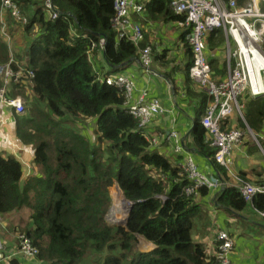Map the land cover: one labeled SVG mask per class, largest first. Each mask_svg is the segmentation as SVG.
<instances>
[{
    "label": "trees",
    "instance_id": "16d2710c",
    "mask_svg": "<svg viewBox=\"0 0 264 264\" xmlns=\"http://www.w3.org/2000/svg\"><path fill=\"white\" fill-rule=\"evenodd\" d=\"M14 1L28 22L25 27L13 22V15L3 10L0 0V63L12 58L13 68L21 71L22 84H15L10 96H25L27 103L24 115L13 116L10 144L2 142L0 146V216L6 219L28 209L23 232L38 249L41 264H82L88 255L95 256L90 264H217L216 258L205 261L204 247L191 237L194 218L199 215L198 200L211 190L200 188L197 199L186 195L190 180L178 164L182 156L177 155L174 141L167 139L176 131L184 149L192 148L209 160L215 152L210 134L200 124L208 96L204 90L192 88V46L186 38L191 52L186 49V61L175 65L163 61L167 49L157 54L154 45L148 46L149 70L137 62L149 43L144 23L160 21L180 27L184 16L170 9V0H135L143 8L130 12L128 22L142 23L138 24L141 37L137 38L127 26L120 29L113 25V0H56L55 9L71 13L69 22L63 14L49 19L43 0ZM14 34L20 35L22 43ZM184 34L183 30L178 34L180 40ZM214 35L216 32L211 31L208 44ZM100 39L105 42L102 48L98 46ZM92 43L96 44L94 49ZM135 63L137 71L139 68L146 76H151L152 68L156 77H177L179 72L183 76L182 85L173 87L175 93L181 91L186 98H194L195 110L193 117H188L185 138L190 141L188 147L176 109L170 110L158 98L165 111L142 127L127 112L143 91L147 98H155L150 97L146 86L136 91L134 76L128 99L124 87L101 81L111 74L131 76L122 71ZM213 63L214 59L210 65ZM160 119L168 126H161ZM83 120H89L90 125L84 126ZM244 120L256 134L258 146L248 142L255 140H248L243 147L253 153L258 147L264 151V96L246 102ZM237 121L244 128L238 117ZM18 144L34 147L38 171L25 179L21 163L9 154ZM162 146L168 154L163 153ZM212 162L217 177L224 182L213 193L214 202L229 212L248 207L253 212L264 211V193H255L247 201L233 186L241 184L238 178L251 183L246 178L250 171H240L235 179L224 166ZM195 164L199 169L197 161ZM114 184L134 202L121 227L105 220L111 203L109 187ZM138 236L155 247L141 252L136 247ZM25 260L12 258L3 264H31L32 260Z\"/></svg>",
    "mask_w": 264,
    "mask_h": 264
},
{
    "label": "built area",
    "instance_id": "2783aa9c",
    "mask_svg": "<svg viewBox=\"0 0 264 264\" xmlns=\"http://www.w3.org/2000/svg\"><path fill=\"white\" fill-rule=\"evenodd\" d=\"M43 5L50 13L49 17L51 19H56L61 15L54 8L53 0H43ZM169 6L176 14L184 16L189 31L186 38L192 46L195 57L190 73L210 97L205 112L200 118V124L211 136L210 145L215 149L211 160L208 159L209 164L213 166V160L215 163L224 166L228 174L237 179L232 157L233 151L243 145L248 134L250 137L255 138L243 119V102L240 97L246 92L251 96L264 93V0H170ZM2 8L3 10H10L14 18L12 20L19 26L23 27L28 22V16L20 13L14 0H2ZM113 9V25H119L120 29L127 26L134 31L135 37H141L140 27L136 24H128L125 18L132 11H140L142 5L135 2V0H113ZM219 30L224 31L229 37V44L237 48L233 52H226L227 58L236 60L237 64L234 65L228 75V80L221 84L207 79L204 74L209 67L205 55L206 36L211 31ZM103 42L104 40L100 39L99 45L103 46ZM137 62L143 70H149L151 58L148 46H146ZM20 75L21 71H13L9 64L0 67V76L3 78L4 83L10 81L18 83L20 82ZM30 75L33 76L31 72ZM130 80L131 78L119 76L113 79L108 78L106 82L124 87L126 90L125 96L128 99L132 90ZM3 91L4 88H0V101L4 99ZM146 96L147 93L143 91L138 100L128 106L127 112L137 120L139 127L151 122L153 116L165 111L158 99L147 98ZM9 104L14 106L17 113L23 111V104L19 101V98L11 99ZM234 113L241 117L245 123L244 128L237 126L223 127L225 119H228ZM193 127L194 121L190 129ZM167 139L174 141V149L177 155H183L178 164L191 182L186 189L187 194L197 195L198 190L202 187L212 191L223 186V182L219 177L208 175L197 168L193 154L184 149L176 131L170 132ZM15 148L18 149V146ZM238 181L241 184L233 186L247 201H251L255 193H264V181L259 184L243 182L239 178ZM256 211L264 219V211ZM13 237L16 239V246L8 250L1 240L0 232V264L12 258H24L32 260L34 264H41L37 259L38 249L26 234L16 233ZM215 242V258H217L219 264H230L229 256L234 246L233 237L226 231L219 230L216 233Z\"/></svg>",
    "mask_w": 264,
    "mask_h": 264
},
{
    "label": "crops",
    "instance_id": "0c3cea01",
    "mask_svg": "<svg viewBox=\"0 0 264 264\" xmlns=\"http://www.w3.org/2000/svg\"><path fill=\"white\" fill-rule=\"evenodd\" d=\"M143 26L145 29L148 30V33L150 32V29H151V32H150L151 34H154L156 31L153 28V25L151 24L150 21H148L147 23H144ZM175 27L177 26L175 25ZM215 32H216V35H214L213 38H210L213 41H214V38L218 35H223L224 37H228L222 30L215 31ZM17 41H18V37H17ZM208 47L212 49L213 44H208ZM16 49H19V47ZM211 54H212V51H209L208 49H206V46H205V55L210 56ZM180 57H182V60L185 59L183 56H180ZM213 58H214V55L212 56V59ZM216 62H219V61H216ZM225 65H226L225 67H226V73H227V70H228L227 61ZM129 70H131V72ZM123 72L132 73L134 75V77L136 78V82H137L136 91L142 88V86L143 87L146 86L148 88L147 90H148L150 97L158 98L165 105H170L171 96L173 95L176 96V100H175L177 103L176 115L178 116V119L180 120L183 128L185 129L183 139H184L185 145L187 146V143L190 142L187 139L185 140V138L188 135L187 132H189L188 125L190 121L188 117H193V111L195 110V103H194V98H186L182 94L181 91H178L175 94H171L169 92L170 89H174L173 85L175 84L179 85V83H175V82H179L177 77L175 76L171 77L169 78L168 81H166L164 80L166 79L165 75L160 74L158 75V77H156L157 75H151V76L149 75L146 76L145 74L143 75L139 68L137 71L136 63L131 65L129 68H127ZM192 81L196 84L194 87H192L195 89V91H199L200 89L202 90V87H200L198 83H196L194 80ZM136 97L137 95L133 96V101L136 99ZM5 112H6V109H5ZM159 123L163 127L168 126L166 120L160 119ZM5 131L7 135L8 133H11L14 135V124L12 122L7 124L5 126ZM32 148L30 146H25V149L21 152L22 154L21 158L25 162H28L29 164H31L33 167L30 175H34L38 171L37 166L33 162L34 152H32ZM161 149L163 150V153L168 154L164 146H162ZM185 150L193 154L195 161H197V164L201 171L211 176H218L217 172L214 169V166L209 164V161L207 158H204L198 155L192 148H187ZM232 157H233V162H234V169L238 165L237 167L238 173L240 171H256L257 169H261L260 172L257 170L258 171L257 174H255V172H250V174H254V177H251L250 175L249 180L251 179L253 183H256L257 181H260V180L262 181L264 180V169L263 168L259 167L256 169H251L252 167L255 168V166H250L249 170H247L246 168L241 166V162L243 165L246 164V161L244 158L246 159L248 158L249 162L253 161L252 157L246 151L245 147L242 146L236 151H233ZM249 162H247V164H249ZM247 175L248 174L246 173V177ZM23 178L25 179L26 176L24 175ZM216 190L209 191L208 194L204 195L203 197H201L200 200H198V203L200 206L199 215L194 218L193 227L191 229L192 240L196 243H200L204 247L205 261L209 263L212 258L215 259L216 242H215L214 236L217 230L222 229V230H226L229 234H231L234 239L233 251L229 256L230 264H264V219L259 217L256 212H253L254 210L251 207H248L245 210L240 211V212H229L227 210L222 209L221 206L218 203L214 202L212 199L213 193ZM238 219H240V221ZM5 225L7 226L6 221H5ZM3 227L4 226L0 228V231L2 230ZM11 233L15 235V232H11ZM137 238H138L137 245L144 247L145 249H147V251L154 248V245L151 242L143 239L140 236ZM31 264H34V263L31 261Z\"/></svg>",
    "mask_w": 264,
    "mask_h": 264
},
{
    "label": "rangeland",
    "instance_id": "374dc122",
    "mask_svg": "<svg viewBox=\"0 0 264 264\" xmlns=\"http://www.w3.org/2000/svg\"><path fill=\"white\" fill-rule=\"evenodd\" d=\"M144 14L145 13H143L141 16H144ZM136 22L138 24H142L139 20ZM151 24L153 25L154 29L156 30L154 34L150 33L151 29H150V32L148 33V30L143 28V29H145V32L148 34L149 43L147 44V46H151V45L156 46L157 54H162L161 49H167L166 56L163 59V61L164 62L168 61L169 62L168 64H174L175 65V64H178L182 61L185 62L186 59L182 60V57H180V56H183L184 58H186V55H187L186 49H188V48H189V51L191 52L190 46L186 40V36L188 34V30H187L188 26H186L185 22L182 23L180 27H175L174 25L169 26L168 25L169 22L162 23L160 21L151 22ZM182 30L185 32V34H184L183 38H181L182 40H180L178 37V34ZM71 31L74 33L73 29H71ZM14 35L16 37H18V43H22V39H21L20 35L19 34H14ZM212 44H213V48L210 49L208 47V44L206 43V49H208L209 51H212V54L214 55L213 59L215 61H219L220 63L216 62V63L211 64L208 67V69L206 70V72L204 73L205 77L207 79L214 80L215 82H219V80L224 78V81L226 82L228 80V76L226 74V67H225L227 58L225 57L224 54L227 51L233 52L235 49L237 50V48H234V46L230 45L229 44V38L224 37L223 35L216 36L214 38V41L212 42ZM193 56H194V54H193ZM194 60H195V57H194ZM194 60H193V64L189 68H191L194 65ZM169 68H171V67H169ZM94 72H95V70H94ZM160 72H163L162 69H160ZM95 74H96V72H95ZM98 75L99 74H97L96 76H98ZM178 75H179V77L177 76V79L179 80V82H175V83H179V85H182L183 76L181 75V73H179ZM169 77L164 79V80L168 81ZM190 82H192V81L190 80ZM195 85L196 84L194 82H192V87H194ZM169 92L171 94H175L174 89H170ZM23 96H24V94H23ZM175 100H176V96L175 95L171 96L170 105H169L170 110L176 109L177 103ZM19 101L22 104H25V108H26L27 101H26L25 96L23 98H20ZM234 118L237 119V117H234ZM234 118H232V119H234ZM232 119L225 123L226 128H231L235 124V123H233ZM83 121L85 122L84 126L90 125L89 120L88 121L83 120ZM263 139H264V135H263ZM248 140H252V138L250 137L249 134H248V137L245 138L246 142ZM248 142H252L253 143L252 145L255 144V146H258L257 142L256 143L253 141H248ZM260 142H262V141H260ZM251 147H253V146H251ZM258 148L256 149V151H257L256 153H252L251 151L246 150L249 153V155L252 157L253 161L249 162L248 158L247 159L244 158L246 161V164L243 165L241 162L242 167L246 168L247 170H249L250 166H255V168L252 167L251 169H256L259 167L264 169V151H263V149L261 150L260 148L259 149ZM21 156H22V154H21ZM22 161L24 163L23 175L27 176L31 173L33 167L31 164H29L28 162H25L23 159H22ZM247 162H249V164H247ZM237 167H238V165H237ZM237 167L235 168V172L238 174ZM257 170L259 172L261 171V169H257ZM257 170L256 171H250V172H255V174H257L258 173ZM250 175H251V177H254V174H248L246 178L249 179ZM250 182L253 183L251 181V179H250ZM114 186H115V184L109 187V193L111 196V203H110V206L108 208L105 220L111 226L114 225L117 227H121L122 225L125 224L124 218H126V210H125L126 206L123 207V204L121 202V199L123 198L122 193L118 189H116V187H114ZM113 208H114V210H113ZM226 214H228V213H226ZM226 214H225V216H226ZM258 216L260 217L259 214H258ZM0 217H1L0 225L4 226L2 228V230L0 231L1 232V240H2L5 248L8 250H11V249L15 248V246H16V239L13 237L14 235L11 232H15V233H19V234L24 233L23 231L25 230L26 225L28 223L27 222V220H28V209L25 207L21 212H18L15 214H10V216H7L6 219H5V217L4 218H2V216H0ZM4 219L11 222L14 227H12L11 225L9 227L6 226ZM18 220H20V221L18 222ZM238 220L240 221V219H238ZM137 244H136V247L140 251H142V252L147 251V249H145L144 247L139 246ZM232 251H233V249H232ZM94 259H95V256H89L88 255L85 257L82 264H90L92 262V260H94ZM218 264H219V261H218Z\"/></svg>",
    "mask_w": 264,
    "mask_h": 264
},
{
    "label": "clouds",
    "instance_id": "9594fccd",
    "mask_svg": "<svg viewBox=\"0 0 264 264\" xmlns=\"http://www.w3.org/2000/svg\"><path fill=\"white\" fill-rule=\"evenodd\" d=\"M55 3H56V0H53V4H54V6H55ZM142 5V8H143V4H141ZM60 12V11H59ZM60 14H63V13H61L60 12ZM69 14V15H68ZM63 15H65L64 17H65V19H67V22H69V18L68 17H72V15H71V13H69V12H67L66 14H63ZM61 16V15H60ZM113 17H114V15H113ZM58 18V17H57ZM49 19H51L50 17H49ZM126 19V21H127V23L128 24H131V25H133L134 23H132V22H128V20H130V14H128V16L125 18ZM112 21H113V18H112ZM136 25H138V24H136ZM139 26V25H138ZM128 29H129V27H127ZM70 30H71V27H70ZM72 32V31H71ZM189 32V31H188ZM73 33V32H72ZM74 34V33H73ZM210 34V33H209ZM206 43H207V36H206ZM105 44V42H103V45ZM98 46L100 47V48H102V46H100L99 45V41H98ZM205 46H206V44H205ZM96 47V44L95 43H92L91 44V48L92 49H94ZM92 51V50H91ZM193 54H194V51H193ZM225 57L227 58V53L225 52ZM212 56H213V54H211L210 56H206V58H207V64L210 66V61H211V59H212ZM89 59H90V57H89ZM139 60V59H138ZM227 62H228V70H227V76L230 74V72H231V70H232V68L234 67V65H236L237 63H236V60H233V59H228L227 58V60H226ZM12 63H13V60H12V58L9 60V61H6V62H3V63H0V67H4L5 65H7V64H9L10 65V67H11V69L13 70V71H17V70H15L14 68H13V66H12ZM138 65H139V63H138ZM140 66V65H139ZM141 68V67H140ZM123 70V69H122ZM152 70V72H151V75H157V71H156V69H154V68H152L151 69ZM125 71V70H124ZM123 72V71H122ZM189 74L191 75V73H190V68H189ZM119 76H124V77H128V78H132V76H134L133 74H131V76H128V75H125L124 73H122L121 75H115V74H111V75H109V76H107L106 78H101V81L102 82H105L107 85H116L115 83H107L106 82V79H108V78H111V79H113V78H117V77H119ZM193 80H195L192 76H190ZM195 82L196 83H198L199 84V82L198 81H196L195 80ZM223 82H225L224 81V78L223 79H221V80H219V82H217V83H219V84H221V83H223ZM18 83H21V82H18ZM15 84H17V82H12V81H10V82H8V83H4V81H3V78L0 76V88H4V91H3V97H4V99L2 100V101H0V146H1V144H2V142H4L5 144H7V145H9L10 144V139H9V137H8V135H7V133H6V131H5V126L7 125V124H9V123H11L12 122V120H13V116L14 115H16V116H22V115H24L25 114V111H26V108H25V105L23 104V111L21 112V113H17L16 111H15V108H14V106L12 105V104H9V101H11V99H15V98H23L22 96H20V95H15L14 97H11L10 96V92H11V90H12V87L15 85ZM22 84V83H21ZM117 86V85H116ZM199 86L200 87H202L200 84H199ZM118 87H120V86H118ZM202 90H204V88L202 87ZM205 91V90H204ZM206 92V91H205ZM125 94V93H124ZM206 94H207V92H206ZM207 96H208V94H207ZM261 96H264V93L263 94H261V95H258V96H251L250 94H248L247 92L243 95V96H241L240 98H241V101L243 102V110H242V116H243V119H244V108H245V104H246V102L249 100V99H252V98H257V97H261ZM210 101V97L208 96V99H207V102H206V105H207V103ZM5 109H6V112H5ZM128 111V110H127ZM7 112H8V114H7ZM234 117H238L239 118V120L241 121V123H243L244 124V127H245V123L242 121V119H241V117H239V115H237L236 113H234V114H232L228 119H225V121H224V124H223V126H224V128H226L225 127V123L227 122V121H229V120H231L232 118H234ZM201 118V117H200ZM232 121H233V123H235L233 126H237V127H241L240 125H238V124H236L238 121H237V119L236 118H234V119H232ZM245 121V120H244ZM243 128V127H242ZM193 128H191V130H192ZM251 130V129H250ZM252 131V130H251ZM253 132V131H252ZM253 134H254V132H253ZM254 136H255V138H252V140H255V142H257L256 140V134H254ZM244 142H246V141H244ZM244 144V143H243ZM18 146V149L17 148H14V150L12 151V153H9L10 155H12L13 157H15L20 163H21V165H22V168L24 167V163H23V161H22V159H21V152L25 149V146H30L31 148L33 147V145L32 144H26V145H24V144H18L17 145ZM243 146V145H242ZM241 146V147H242ZM1 149V148H0ZM32 152H34V147L32 148ZM33 162H34V159H33ZM23 170V169H22ZM30 175V174H29ZM24 176V175H23ZM28 176V175H27ZM217 177V176H216ZM223 182V181H222ZM190 184H191V182H190ZM222 185H224V182H223V184ZM188 186H190V185H188ZM188 186H186V188H185V193H186V189L188 188ZM114 187H116V189H118L121 193H122V191L115 185ZM186 195H188V196H191L192 198H198L199 197V190H198V193H197V195H194V194H187L186 193ZM122 196H123V198H124V200L126 199L125 198V196L123 195V193H122ZM128 200V199H127ZM130 201V200H129ZM127 204H128V202H127ZM113 211V210H112ZM127 211H128V209L126 210V215H127ZM107 214V213H106ZM124 223H125V218H124ZM126 224V223H125ZM125 224L124 225H122V226H125ZM16 234V233H15ZM25 234V233H24ZM139 237V236H138ZM144 239V238H143ZM33 244V243H32ZM153 244V243H152ZM154 245V244H153ZM154 247H155V245H154ZM152 250V249H151ZM150 251V250H149ZM142 252V251H141ZM147 252V251H146ZM19 259V258H18ZM40 261V260H39ZM36 262H37V260H36ZM41 262V261H40ZM34 263V262H33Z\"/></svg>",
    "mask_w": 264,
    "mask_h": 264
},
{
    "label": "water",
    "instance_id": "95a60500",
    "mask_svg": "<svg viewBox=\"0 0 264 264\" xmlns=\"http://www.w3.org/2000/svg\"><path fill=\"white\" fill-rule=\"evenodd\" d=\"M125 201L128 202V211H127V215H126V218H125V223H126L127 218H128V214H129V212L131 211V208H132L134 202L129 201V200H127V199H125Z\"/></svg>",
    "mask_w": 264,
    "mask_h": 264
},
{
    "label": "bare ground",
    "instance_id": "6f19581e",
    "mask_svg": "<svg viewBox=\"0 0 264 264\" xmlns=\"http://www.w3.org/2000/svg\"><path fill=\"white\" fill-rule=\"evenodd\" d=\"M7 14V13H6ZM25 15V14H24ZM6 16V15H5ZM13 18V17H12ZM11 18V19H12ZM13 21V20H12ZM14 22V21H13ZM27 24V23H26ZM0 25H2V24H0ZM18 26V25H17ZM24 26V25H23ZM7 27V26H6ZM25 27V26H24ZM8 37V36H7ZM9 60V59H8ZM15 64V63H14ZM30 80V79H29ZM121 202H122V204H123V207H125L126 206V208H125V210H127L128 209V204H127V202L124 200V198H122L121 199ZM113 210H114V208H113Z\"/></svg>",
    "mask_w": 264,
    "mask_h": 264
}]
</instances>
